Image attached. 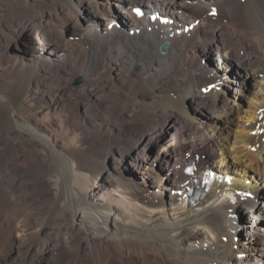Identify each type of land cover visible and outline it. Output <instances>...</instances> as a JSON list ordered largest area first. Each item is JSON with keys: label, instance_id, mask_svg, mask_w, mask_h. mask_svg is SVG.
I'll list each match as a JSON object with an SVG mask.
<instances>
[{"label": "bare ground", "instance_id": "6f19581e", "mask_svg": "<svg viewBox=\"0 0 264 264\" xmlns=\"http://www.w3.org/2000/svg\"><path fill=\"white\" fill-rule=\"evenodd\" d=\"M190 1L198 6L192 7L193 2L189 6ZM6 4L0 8V31L7 38V54L0 52V67L8 62L11 72L24 70L20 78L26 82L31 72L56 62L53 85L46 84L43 91L60 93L58 87L67 86L83 93L81 105L73 107L75 114L87 118L93 112V122L101 113L107 116L102 128L87 136L86 147L70 149L32 120L22 124L14 110L19 126L35 136L32 145L43 143L52 161H42L20 134L12 141V154L0 150V264H85L81 257H71L74 246L103 264L101 249H109L111 239L119 240V264L264 261V0H8ZM140 4L145 13L134 14ZM121 13L128 15L129 24ZM117 17L130 26L129 31L103 32ZM69 36L79 39L70 41ZM21 41L31 58L20 62L18 55L9 54ZM235 58L246 66L244 75L253 78L247 107L237 101L238 88L229 101L200 90L218 81L206 76L204 61L227 70L236 65ZM123 71L140 81L135 98L151 100V107L135 98L128 106L116 100L114 77ZM79 73L86 83L74 86L72 80ZM201 93L209 100L202 105L220 106L233 126L207 127L203 137L190 134L200 129L189 118L187 104H195ZM10 103L0 89V126ZM119 117L125 124L117 127L113 118ZM168 133L171 137L166 139ZM159 144H163L160 151L149 152ZM190 161L198 166L193 175L184 172ZM35 164L43 167L48 180L34 173ZM123 170L130 180L122 177ZM106 175L112 188L96 191L97 179ZM89 182L94 193L88 191ZM194 184L202 193L188 205L184 201ZM42 199L53 201L45 213L38 206ZM167 205L169 209L160 210ZM33 212L44 213L35 235L26 233L32 229L27 221L33 220ZM56 212L73 219L83 233L80 242H72L65 229L51 228ZM243 224L250 226L242 231Z\"/></svg>", "mask_w": 264, "mask_h": 264}, {"label": "rangeland", "instance_id": "374dc122", "mask_svg": "<svg viewBox=\"0 0 264 264\" xmlns=\"http://www.w3.org/2000/svg\"><path fill=\"white\" fill-rule=\"evenodd\" d=\"M7 1L8 0H0V8L6 7ZM192 2L194 3V6H192L193 4ZM241 2L246 3V0H241ZM195 3L196 2L194 1H190L187 4L192 7L198 6L197 4L195 5ZM138 6L141 7L145 13V9H144L145 7L141 4ZM136 7H134V9ZM134 9H133L134 14L143 15V14L136 12ZM179 9L185 10L184 7H180ZM121 14L126 19V21L127 20L129 21L128 15H126L125 13H121ZM211 14L214 15L215 12L213 11V13ZM213 19H215V17ZM112 23H114L113 26H111ZM129 27H130L129 25L125 26L120 21L119 17H117V18H114L113 21L110 22L109 29L104 30L103 32L108 31L110 34L118 35L120 32L129 31ZM4 37H5L4 33L0 31V52L3 50L4 55H5L7 54L5 52L6 51L5 47L7 46V41H6L7 38L6 37L4 38ZM67 39L70 41L77 42L79 38L75 36H69ZM27 49H29V47L24 43V41L23 42L21 41L20 46L14 48L13 51H10L9 56L18 55L20 62L23 59H26V58L29 59L31 58V56L26 53V51H28ZM1 55L3 54L0 53V56ZM249 56L250 58L254 59V60L252 59V61L254 62L255 57L253 56V54L251 55L250 53ZM235 62H236L235 63L236 65L233 68L228 67V69L226 70L225 68H219L221 66L219 67L216 65L213 66L212 64L204 61L202 63V68L207 73L206 76H209L212 79L217 78L218 81L216 84L215 82H213L211 85H203L201 86L200 90L201 92L204 91L206 93L208 92L217 93L223 97L224 101L226 100L229 101V100L234 99V92H235L234 88H238L241 93L239 94L240 99L237 101L242 106L247 107L248 105H246L247 103L246 100H248L247 97L251 94V90L253 89V84H252L253 78L249 76L246 77L244 75L246 66L239 64L238 58L237 59L235 58ZM9 65L10 64L6 62L3 64L2 67H0V89L4 95L9 96L10 101H11L9 105L10 107L7 108L8 111L2 122L3 125L0 126V139L4 142L3 144H0V150L1 151L3 150V152H8V154H12V150L10 148L12 147V141L14 140L15 135L20 134L22 136V140L30 145L28 148L33 146L36 149V151L40 153L42 157V161H45L48 163L52 161V157L48 152H46L43 143L37 146L32 145L35 142V139H36L35 136H32L30 133H28L27 131H25L19 126L16 117H14V110H16V113L21 118V120L23 119L21 121L22 124L26 125L28 124V121L32 120V122L37 124V126L40 129H42L44 132L47 131L53 137H56V138L59 137V139L61 138L60 139L61 142L63 144L65 143L64 146L67 145L66 146L67 148L74 149L75 147L76 148L86 147L87 144L84 142L85 139L87 138L88 135L96 133L98 132V130L102 128L101 121L107 115L104 113H101L99 115V118L100 117L101 118L100 119L98 118L95 122H93V118L91 117L94 115L93 112H92L93 114L91 112L88 113L87 118L84 117L85 115L80 116V115L75 114L74 108L77 105H81L80 101L83 99V93L78 92V91H70L67 89V86H59L58 89L60 93L50 94L46 92L45 90L43 91L46 84L50 83L51 85H53L52 79L57 70L56 62L55 63L51 62V64L50 63L46 64L45 67L42 68V70H39V71L34 70L33 72H31L32 73L31 75L30 74H28V76L23 75L24 77L25 76L28 77V79H26V82L24 81L25 78H20V74H23L24 70H18V71L15 70L11 72L9 69L10 68ZM200 71L202 70H198L199 75H200ZM200 77H203V75L201 74ZM114 78H115L114 79V87H115L114 89H115V92L118 93L117 97H119V98H116V100L119 101V103L123 102V104L125 105L127 104L132 105V102L135 98L136 90L139 87H141V85L138 84L140 81H138L136 77H130L128 74H126L125 71L121 72V74L119 75H116V77ZM145 79L147 81L149 77L145 76ZM85 83H86V79L84 78L82 73H79L72 80V84L74 86H83ZM54 84L56 85V82H54ZM12 86H16L19 92H21V90L23 93H25L26 91H29L30 94L29 95L28 94L19 95L17 93L18 90L15 91V89ZM38 87L39 88L43 87V88L42 90L39 91ZM37 90L38 92H36ZM200 95L198 96V100L195 102V104H192V103L187 104V108L189 109V118L192 120L194 125L198 126L200 129V130L193 129V131L192 130L189 131L190 134L199 135L200 137H203L205 134V132L203 131L207 127L208 128H220V127L222 128L225 126L226 127L233 126V123L229 122L227 118L225 117V115L223 114V109L219 108L220 106L217 108V106L214 107L211 105H202V103L204 104L209 103V100L207 99V97H205V94L201 93ZM139 97L140 96L135 98L138 101H142L141 103L138 102V104H147L146 106L151 107L150 105L151 100L149 99L144 100ZM210 106L212 108H210ZM221 116H223V118ZM120 118L121 117H119L118 119L113 118V121L116 122L115 125L117 127L120 126L121 123L125 124V120L120 119ZM166 136H167L166 139H169L171 137L169 133ZM162 145L163 144H159L157 146H154L152 149L149 148V152L154 154L155 152L160 151L162 148ZM185 153L186 152H184V154ZM17 159H21V158L17 157ZM35 159L36 158L32 157L33 161H35ZM36 167L37 169L34 170V173L38 175L39 177H41L42 180H48L49 177L43 176V167H41L40 165H36ZM121 175L122 177L130 180L129 175L126 173L125 170L121 171ZM158 175L161 176V173L158 172ZM118 176L119 174L112 175L113 178L115 177L117 178ZM109 178L111 177L108 175H106V177L102 176L101 178H98L96 187H95L96 191H101L102 193H104L107 190V188H112V187H109V180H110ZM220 187H224V186H220ZM88 191H90V193H94L92 182H89L88 184ZM152 191L153 189L152 190L150 189V192ZM158 195L160 197L162 196L160 194ZM44 198H48V196L45 195ZM52 203L53 201L51 200L42 199L38 202V206L40 209H43V212L45 213V210L51 208ZM169 208H170L169 205H167L164 208H160V210L162 209L165 210ZM43 212L41 213L33 212L32 213L33 220H31V222L27 221L28 223L31 224L29 225L32 227V229L26 231V233L29 234L30 231L32 232L34 231V235L37 233V230L40 228V224L43 221L42 219L43 214H44ZM55 218H56V222L51 228H54V229L62 228V229L69 231L68 238L72 242L74 240H77L78 242H80L83 239L82 231L79 229L77 230V227L75 226L73 222V219L68 214H63L62 212H56ZM238 223L242 224L241 219L239 220ZM248 226L250 225L243 224L242 231H245V229H247ZM25 228H29V227L27 226ZM245 233H246V237H249V235H247V232H244V234ZM115 240L116 239H111L109 241L110 242L109 249L107 247L101 249L102 251H104L102 252L103 254L101 255L102 261H104L103 264H119L120 263L118 254H117L119 252V240H116V241ZM237 246H239V244L233 245V248L237 249ZM72 251L73 252L71 254L72 255L71 257L72 258L81 257L85 264H99L100 263L99 260L96 261L92 258L90 259L89 257H87L84 251H83L84 253H82V250H81V253H78V251H76L75 249V246ZM78 254L79 255L81 254V255L79 256ZM65 264H69V263H65Z\"/></svg>", "mask_w": 264, "mask_h": 264}]
</instances>
